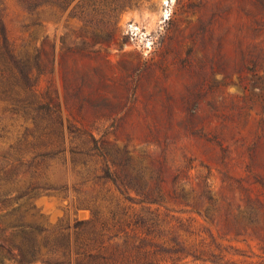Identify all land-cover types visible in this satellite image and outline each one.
I'll return each mask as SVG.
<instances>
[{"label": "rangeland", "instance_id": "rangeland-1", "mask_svg": "<svg viewBox=\"0 0 264 264\" xmlns=\"http://www.w3.org/2000/svg\"><path fill=\"white\" fill-rule=\"evenodd\" d=\"M21 1L0 264H126L144 233L178 235L176 264H264V0H127L99 36Z\"/></svg>", "mask_w": 264, "mask_h": 264}, {"label": "trees", "instance_id": "trees-1", "mask_svg": "<svg viewBox=\"0 0 264 264\" xmlns=\"http://www.w3.org/2000/svg\"><path fill=\"white\" fill-rule=\"evenodd\" d=\"M73 2L75 4L69 12V18L75 19L82 24L83 29L91 28L95 36H99L109 27L115 19L127 8V0H22L25 8L35 11L41 8L56 9L63 12ZM11 47L5 37L3 26L0 22V67L3 65L16 64ZM119 174L115 172L113 182L119 180ZM138 221L144 222L142 216L136 215ZM171 232V231H170ZM172 235V240H165V235L152 237L150 233L138 238V245H129V251L135 256L127 260L126 264H176L183 254V241L178 235ZM151 236V237H150ZM134 244V243H131Z\"/></svg>", "mask_w": 264, "mask_h": 264}]
</instances>
